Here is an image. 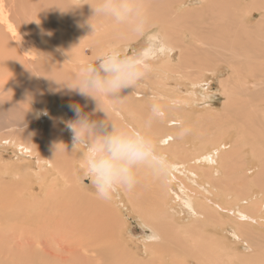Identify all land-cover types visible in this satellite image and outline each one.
<instances>
[{
    "label": "rangeland",
    "instance_id": "1",
    "mask_svg": "<svg viewBox=\"0 0 264 264\" xmlns=\"http://www.w3.org/2000/svg\"><path fill=\"white\" fill-rule=\"evenodd\" d=\"M5 1L8 3L10 0ZM21 1L26 10L15 6L13 13L19 11L23 14L14 15L15 19L28 21L31 25L35 21L36 25L38 12L36 5L31 4L33 0ZM49 1L45 7L53 12L55 5ZM217 1L221 6L225 3L223 8L232 11V22L219 17L212 24L211 20L216 15L211 19L210 16L204 18L203 24L199 25L203 35L207 36L205 39L212 38L211 32L218 28H229L231 37L226 36L224 44L239 48L243 42L248 52L258 50L256 56L262 55L264 41L262 35L261 38L256 33V27L264 23V11H251L244 15L240 9L237 10L236 0ZM252 1L243 0L240 4L244 6ZM10 3L12 5L8 3V7L17 5ZM83 3L85 1L81 0L76 9L80 7L88 11L86 7L89 5ZM204 5V0H187L183 9H202ZM239 14L243 17H237ZM234 17L244 20L243 23L241 20V23H235L237 19ZM75 18L73 21L78 22L79 29L93 21L90 17L80 24V28V20ZM46 21L49 26L50 21L57 23L52 18ZM95 21L98 20L95 18ZM239 25L245 30L235 36L230 26L235 29ZM157 31L156 28L148 29L127 43L125 38H119L121 35L117 36L118 39L109 37L106 41H112L113 47L122 55L137 58L141 63L149 60L145 57L147 51L156 53V60L161 61L162 45L157 42L153 46L151 41V34ZM186 34L190 38V34ZM84 48V54L91 56V47ZM179 53L177 51L174 57L176 64ZM203 54L202 46L192 49L193 57L201 59ZM263 55L253 66L250 64L245 70L241 68V73L232 70L227 63H213L208 68L212 72H207L204 77L208 86L194 87L193 79L172 80L174 83L171 81L169 84L171 91L178 95L173 105L176 110L170 111L181 114L171 118L179 119L176 121L179 125L161 122L157 116L150 119L148 108L140 109V129L153 141L161 135L174 137L169 146L157 148L172 160L190 162L214 148L212 143L226 145L228 150L218 156V162H226L222 170H231L223 184L233 195L220 204L222 219L209 225L200 210L202 203L215 204L211 201L212 195L196 183L190 184L185 173L173 169L176 177L168 172L159 178V186L147 182L138 191L141 194L134 189L129 193L127 189L117 187L111 198H99L82 166L86 152L80 147L73 150V145L68 142L73 135L66 126L68 120L52 99L43 96L46 89L34 81L14 85L7 90L0 88V264H264V176L261 173L264 163L258 157L264 150V138L256 139L261 132L264 135V121L260 120L264 117V98L261 97L264 88L255 91L252 87L254 76L264 77ZM258 67L262 68L260 72ZM232 74H242L233 89ZM148 79L145 74L141 81L147 82ZM232 90H238L236 94L239 95ZM229 98L236 100L233 102ZM250 99L254 102L250 103ZM187 102L190 104L188 107ZM112 103L123 109L142 102L131 99V96L125 102H106L104 97H99L97 102L88 97L82 109L86 114L91 110L88 115L92 120L107 119L118 129L132 131L119 123L108 110ZM70 104H75V101ZM70 104L67 105L69 109ZM98 104L104 113L97 110ZM249 109L256 112L250 113ZM250 114L253 118L249 117ZM255 122L257 126L253 127ZM38 138L41 139L39 143ZM25 147L32 150L27 152ZM43 156H50L56 166L46 161L39 163ZM144 170L148 174L149 171ZM234 194L243 199L238 201ZM166 233L169 234L165 237Z\"/></svg>",
    "mask_w": 264,
    "mask_h": 264
},
{
    "label": "bare ground",
    "instance_id": "2",
    "mask_svg": "<svg viewBox=\"0 0 264 264\" xmlns=\"http://www.w3.org/2000/svg\"><path fill=\"white\" fill-rule=\"evenodd\" d=\"M10 1L13 4L17 3V5L11 6L12 8L10 6L8 7L7 4H11ZM10 1H8L7 3L5 0H0V88L7 90L11 89V86L30 83L34 81L46 89L43 96L45 98L48 97V99H52L58 105L59 111L63 112L68 121L74 120L76 115L72 111V109H69L67 107V105L75 101V104H78L81 106V108H83L82 106L84 105L88 97L81 96L77 92L71 91L63 85L66 82L72 81L74 74L76 73L80 65L95 62V60L103 51H105L110 46H114V43L112 44V41H106V39H108L109 37H111L112 39L116 37V39H118L117 36L121 35L119 38H125L127 43V41L129 42L137 37L139 38V36L141 34H144L146 30L156 28L158 29V31L155 34H151V41L153 42V46H155L157 42H160V44L162 45L161 47L163 58L161 59V61L156 60V53L151 51L145 52V57L149 58L148 61L143 63L149 69L146 72V75L149 77L148 81L144 82L140 80L134 88L125 89L121 93V96L124 97L122 100H120L122 102H125L126 99L131 96V99H136L138 102L142 103L135 107H126L123 109H120L115 103L109 105L107 104L108 110L112 112L115 117H117L118 122H122L132 131H141L140 124L138 122V119L141 116L140 109L148 108V113L151 109L152 104H156L159 106V115L157 117L161 122H165L166 124L172 122V126L174 124H177L176 121H179V119H172L171 117L173 115L178 116V114L181 113H173L170 111L176 110L173 109L176 108V106L173 107V105L176 103L175 96L178 95L175 91H171L172 87L170 88L169 84L172 80H177V78H179V80L187 79L189 81H192L193 79L192 85L194 87H198L199 85L208 86L204 77H206L207 72H212V70H209L208 68L213 63H227L230 65L232 70L241 73V68L245 70L246 67L251 66L250 64H252L253 66L259 60V58H262V55L264 54V52L261 51L262 55L259 54L261 56L260 57L256 56L257 54H255L259 52L258 50L256 52H248L243 42L240 43L239 48H237L235 45L227 46V44H224V38L226 36L231 37V30L229 28H222V30L218 28L215 31L211 32V36H213L212 38L209 37L208 39H205V37L207 36L203 35L204 32L202 33L201 31L202 26L199 25L203 24L204 18L210 16L211 19L213 15H216L211 20L212 24L216 23L217 18L219 17H223L225 20H227V22L229 21V23L232 22L230 17V12L232 11H229L230 9L227 10L226 8H223V6H226L225 3H223V6H221V4L217 0H204L206 4L204 5V8L194 10L183 9V6L185 5L187 0H140V3L142 5L141 14L146 17L147 26L139 34H133L128 28L115 25L109 19L100 17H93V21H90L94 25L95 30L92 28L91 23H85L83 25L84 27L82 26L81 28L80 24L82 25L83 22L87 21L93 15L92 10H90V6L86 7L88 11L80 7H78L79 10L76 9L77 4L80 3L81 0H51V2L49 1V3H53V5H55L53 12H50V8L48 9L45 7L48 3V0H33L31 4L33 3V5H36V9L38 12V23L36 25L35 21L32 22L33 25H31L28 21L27 24L21 19H19L20 22H18L15 19L14 15L23 14L19 11L17 14L13 13L15 11V6H18V8L21 10H26V5L21 0ZM84 1V5L92 4L94 2V0ZM228 1L226 0V2ZM236 1L238 4L237 10L240 9L241 12L244 13V15H246L247 13L250 14L249 12L251 11H264V0H253L248 5L244 4V6H241V1L243 0ZM68 8L69 11L67 10ZM66 10L67 12H65ZM71 15H77L75 17L79 18V26L81 29L77 28L78 22L76 23L75 20L73 21V18H76L72 17ZM239 16H241V14H239L237 17ZM48 18L54 19L57 23L55 24V22L50 21L51 25L49 26V23L47 24L46 21V19ZM95 18L98 20L97 22L95 21ZM235 19H237L235 20V23H241L242 21V19L240 18ZM214 20H216V22L213 23ZM52 23H54L55 25L52 26ZM230 27L235 36L238 35L241 30H245L244 26L242 25H239V27L235 29L234 26ZM186 33L190 34V38ZM256 33L260 37L262 35L263 38H261L264 41V23H262L261 27H256ZM26 35L31 36H29V38H26ZM103 42H106L104 43V47H102ZM114 42L117 43L118 41ZM85 46L91 47V56L84 54V50L86 49L84 48ZM197 46H202V50L204 51L201 59H199L197 56L193 57L192 55V49L196 48ZM177 51H179L180 53L179 62L176 64L174 62V57L176 56L175 54H177ZM262 67L264 70L263 65ZM258 68L256 70H258ZM260 69L262 68H259L258 72H260ZM241 75L242 74H232V78L230 80L231 84L233 85L232 89L235 88L234 85L236 83L240 82ZM253 78L255 82L252 83V87L255 91L264 88L263 76H254ZM246 80L248 81V79ZM172 83L174 82L172 81ZM223 86L224 88L228 89L227 85ZM21 88L23 87L21 86ZM247 88H245V90ZM231 92H235L236 94L238 90H232ZM228 93L229 92H227V95ZM151 95L153 96L151 97ZM236 95L239 94L237 93ZM261 97L264 98V95ZM20 98H22V96ZM256 98L258 99V96ZM229 99L231 100V98ZM251 99L249 100V102H254ZM257 99L253 98V100L255 101ZM104 100L106 102H110L108 98L104 97ZM189 105V102H187L186 106L188 107ZM85 109L89 110V108ZM118 110H120L121 112ZM253 110L254 109H249L250 113ZM90 111L91 110H89V112ZM242 111L247 112V110ZM89 112H87V114ZM253 112L252 115L255 116ZM212 113L220 115L217 114V112L212 111ZM249 117L253 118L251 117V114ZM260 120L264 121V117ZM115 126L118 129L117 125ZM143 126L144 128H147L145 124ZM252 126L256 127V122ZM171 129L173 130L174 128ZM261 134L256 135V139L259 137L260 140L264 138V135ZM173 140V136L161 135V137L154 142L157 148L161 149L169 146ZM39 141H41V139L38 138L37 142L39 143ZM68 142L73 145L72 139H68ZM212 145H215V147L210 150H206L203 154L198 156V159L195 158L190 162L172 160L167 157L171 163L169 174L172 177H176L172 169L176 172H183L185 173V177L190 184L196 183L204 191L209 192L212 195L211 201L217 204L218 207H215V204H209L207 201L205 203H202L200 210L201 216L204 217V221H206L208 225L209 223H218V221L222 219L220 204L226 202L228 198L233 195V193H230L227 189L224 188L223 184L231 170L227 168L222 170V167L224 164H226V162H218V156L223 152H226L228 149H226V145L223 143L215 142L212 143ZM19 146L22 147V145ZM79 147L87 154V149L83 145ZM24 149H28L27 152L32 150H30V147H25ZM38 151L40 152V150ZM47 157L49 158H45L43 156V158L38 160L39 163H43L46 161L50 165L54 164L56 166V162H54V160H52L50 156ZM258 157L260 158V162L264 163V150L260 151ZM144 169L145 168L141 167L136 170L137 182L132 189L136 190L138 194H141V192L138 191L143 186V184L147 182H152L157 186L160 185V177L154 176L150 171L148 172V174H146ZM208 170L210 171V173H208ZM261 173L262 176H264V164H262ZM132 189L128 190L129 193L132 191ZM137 193L135 195H137ZM234 196L238 199V201L243 199L235 194ZM206 199L208 200L209 198L206 197ZM136 202H138V200ZM79 211L81 212V210ZM214 225L215 224H213V226ZM167 234L169 233H166V235L164 236L166 237Z\"/></svg>",
    "mask_w": 264,
    "mask_h": 264
},
{
    "label": "clouds",
    "instance_id": "3",
    "mask_svg": "<svg viewBox=\"0 0 264 264\" xmlns=\"http://www.w3.org/2000/svg\"><path fill=\"white\" fill-rule=\"evenodd\" d=\"M88 5L93 13L91 19L107 18L133 34H139L147 26V19L141 14L140 0H94ZM91 26L95 30L92 23ZM148 70L137 58L124 56L112 48L103 51L95 62L80 65L72 81L63 86L97 102L99 97L119 101L124 98L121 93L134 88ZM69 107L76 115L74 120L66 123L73 134V150L81 145L87 149L82 166L99 198H111L117 187L131 190L137 182L138 168H145L157 177H164L170 171L167 156L158 151L153 139L145 132L117 129L107 119H90L78 104ZM97 110L102 111L99 104ZM158 115L159 106L152 104L150 119Z\"/></svg>",
    "mask_w": 264,
    "mask_h": 264
}]
</instances>
